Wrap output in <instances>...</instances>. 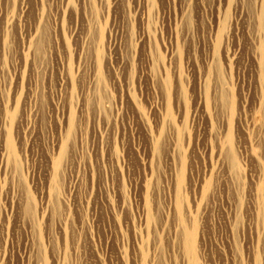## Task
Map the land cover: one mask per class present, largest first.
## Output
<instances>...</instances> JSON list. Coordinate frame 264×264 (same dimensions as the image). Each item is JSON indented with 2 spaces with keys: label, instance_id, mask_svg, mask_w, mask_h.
<instances>
[{
  "label": "rangeland",
  "instance_id": "374dc122",
  "mask_svg": "<svg viewBox=\"0 0 264 264\" xmlns=\"http://www.w3.org/2000/svg\"><path fill=\"white\" fill-rule=\"evenodd\" d=\"M0 264H264V0H0Z\"/></svg>",
  "mask_w": 264,
  "mask_h": 264
}]
</instances>
